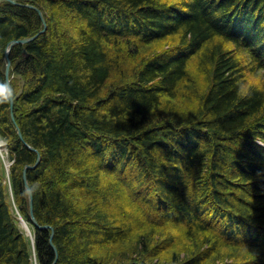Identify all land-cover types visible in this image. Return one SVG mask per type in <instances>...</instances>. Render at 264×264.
Listing matches in <instances>:
<instances>
[{
	"label": "trees",
	"instance_id": "obj_1",
	"mask_svg": "<svg viewBox=\"0 0 264 264\" xmlns=\"http://www.w3.org/2000/svg\"><path fill=\"white\" fill-rule=\"evenodd\" d=\"M15 1L0 138L38 264H264V0ZM24 3L47 27L10 48L12 110L6 50L44 27ZM7 185L0 264H33Z\"/></svg>",
	"mask_w": 264,
	"mask_h": 264
},
{
	"label": "water",
	"instance_id": "obj_2",
	"mask_svg": "<svg viewBox=\"0 0 264 264\" xmlns=\"http://www.w3.org/2000/svg\"><path fill=\"white\" fill-rule=\"evenodd\" d=\"M8 1H10V2L12 1V2L18 4V2L14 1V0H8ZM27 5L32 6V7L34 6V5H31V4H27ZM38 11H39V14L42 16L43 24L45 25L44 29L40 30L39 32H37L33 36H27V37H24V38H21V39H13V41H11L10 46L7 48L6 53H5L6 59L8 60L7 65H6V68H5V72H6V83H8L11 108L13 107L14 96L11 93L10 83H9L10 82V71L9 70H10V65H11V60L9 59V53L11 51L10 48L13 46V44H16V43H20V44L28 43V42L34 40L35 39V36L37 34L45 31V28L47 27L46 21H45V19L43 17V14H41V11L39 9H38ZM25 52H26V50H25ZM11 116L13 117V120L15 121V116H13V113L12 112H11ZM18 134H19V137L20 138L24 139L23 136H22V132H21L20 128H18ZM28 147L31 148V149H33V150H35L37 152V161L35 162V164H29V165H26L23 168V171H24V173H23V180L25 182V187L27 189L28 200H29L28 201V204L30 206L29 215H30L31 222L33 223V225L38 226L39 228H43V227L46 228V227H50V225H47V224L40 225L38 223L37 219H36V216L34 215V211H33V193L31 191V187L29 185V182L27 181V172H28L27 170L30 169V168H33L40 161V159H39L40 158V152L36 148H34L33 146H31L29 144H28ZM53 231L54 230L52 229V232H51V235H50L51 236L50 243H51V246L54 248V251H55V254H56L55 255V258L57 259L58 248L53 243V237H54L53 236Z\"/></svg>",
	"mask_w": 264,
	"mask_h": 264
},
{
	"label": "rangeland",
	"instance_id": "obj_3",
	"mask_svg": "<svg viewBox=\"0 0 264 264\" xmlns=\"http://www.w3.org/2000/svg\"><path fill=\"white\" fill-rule=\"evenodd\" d=\"M24 4L30 8H36V6L34 4H31V5H34L35 7L29 6L26 3H24ZM41 18H42V16H41ZM44 27H45V25H44ZM44 27L42 29H44ZM260 74H262V76H264L263 73L260 72ZM258 77L259 76H253L251 79L255 81L258 79ZM9 96H10V94H9ZM11 109L13 110V107ZM0 164H1L2 172H4V174L6 176V183L8 184L7 185V193H8L10 205H12V208H13V213L17 218L18 227H20V229H22L23 233L25 234V237H27L29 240V246H30L31 252H32V258L31 259H33V264H38V261L36 259V255H35L34 239H31L32 237H30V235H29V227L31 228V231L33 233H34V227L24 218L23 215H21V213H19V209L17 208V205H15L14 194L12 192V186L10 183V172H9V167L12 164V160L9 157L8 149L6 148V143L1 138H0Z\"/></svg>",
	"mask_w": 264,
	"mask_h": 264
},
{
	"label": "bare ground",
	"instance_id": "obj_4",
	"mask_svg": "<svg viewBox=\"0 0 264 264\" xmlns=\"http://www.w3.org/2000/svg\"><path fill=\"white\" fill-rule=\"evenodd\" d=\"M15 1V0H14ZM14 3V2H13ZM19 3V2H18ZM20 4V3H19ZM29 4V3H26ZM37 8V7H36ZM38 9V8H37ZM39 12V11H38ZM42 14V13H41ZM40 15V14H39ZM26 224V223H25ZM29 227V226H28ZM29 235L32 237L31 239H34V233L31 231V228L29 227Z\"/></svg>",
	"mask_w": 264,
	"mask_h": 264
}]
</instances>
